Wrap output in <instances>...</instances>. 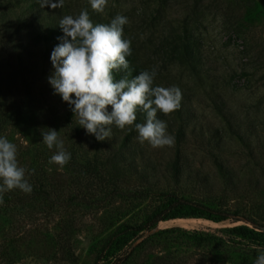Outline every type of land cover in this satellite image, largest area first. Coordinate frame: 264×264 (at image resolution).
<instances>
[{
  "label": "rangeland",
  "instance_id": "374dc122",
  "mask_svg": "<svg viewBox=\"0 0 264 264\" xmlns=\"http://www.w3.org/2000/svg\"><path fill=\"white\" fill-rule=\"evenodd\" d=\"M23 1L0 0V111L10 115L1 136L16 143L27 178L35 188L42 181L49 194L17 189L11 195H18L19 203H0V264H117L112 256L96 259L99 242L122 220H137L141 207L161 191L222 198L233 214L220 221L167 218L152 230L182 226L227 235L224 226L252 225L246 216L264 209V0H108L99 13L110 21L125 15L123 35L132 40L143 70L156 69L155 85L182 91V115L157 113L174 137L164 148L140 144L134 126H113L112 139L98 144L90 139L69 104L54 94L48 82L52 63L35 52L19 56L13 45L14 25L4 22ZM85 4L91 7L89 0H64L56 7L59 19L78 14ZM214 93L230 111L231 126L215 109ZM41 128L59 132L71 160L83 163L96 154L108 181L84 184L71 162L49 164L55 150L42 142ZM176 154L178 172L171 166ZM245 252L241 244L212 252L155 239L138 248L128 264H253L257 254L244 260Z\"/></svg>",
  "mask_w": 264,
  "mask_h": 264
},
{
  "label": "clouds",
  "instance_id": "9594fccd",
  "mask_svg": "<svg viewBox=\"0 0 264 264\" xmlns=\"http://www.w3.org/2000/svg\"><path fill=\"white\" fill-rule=\"evenodd\" d=\"M37 3L41 8H55L62 7L64 0H37ZM89 3L93 11L102 14L108 0H89ZM58 23L63 32L58 39L62 42L51 53L54 71L48 82L54 94L69 104L77 124L86 134L105 141L112 139L113 126L120 130L134 126L140 144L147 142L152 148L172 146L174 137L167 131V122L158 119L157 113L170 115L178 110L182 91L176 85H155V68L129 79L132 69L126 57L132 54V40L123 35L128 18L117 14L110 23L94 24L88 10L82 9L75 16L64 15ZM121 71L125 75L117 80L115 73ZM138 112L145 114L144 123H134ZM40 134L47 148L55 150L48 163L67 165L71 153L66 150L59 132L55 128H41ZM28 173L19 163L16 143L0 136V203L3 194L13 190L32 193ZM256 251L258 255L253 264H264V249Z\"/></svg>",
  "mask_w": 264,
  "mask_h": 264
},
{
  "label": "trees",
  "instance_id": "16d2710c",
  "mask_svg": "<svg viewBox=\"0 0 264 264\" xmlns=\"http://www.w3.org/2000/svg\"><path fill=\"white\" fill-rule=\"evenodd\" d=\"M83 9L88 10L94 24L110 23L109 19L93 11L87 4L83 6ZM57 10L56 7L41 8L37 0H24L19 11L13 9L12 19H7L4 24H6V26L14 25L10 30V34L13 36L12 30H15V42L13 45L15 48L17 47L20 49V51H18L19 56H21V51H26L28 53L35 52L40 55V58L51 62V53L55 46L62 42L58 38L63 36V32L58 23L61 14H59ZM21 28H23L24 31L20 37L16 35V32H20V30H22ZM124 38L127 39L125 36ZM29 47H32V49ZM183 49L188 55L191 54L188 45L183 46ZM135 55L132 48L131 56L126 57L132 69V75L129 79L144 71ZM124 75L125 73L123 71L115 73L117 80ZM214 95L215 96H212V102L215 109L226 119L230 124L229 126H231L230 111L223 104L224 102L220 94L214 93ZM109 108L111 110V106H109ZM174 112L176 116L182 115V105ZM9 116V114L0 111V136L4 126L9 120ZM144 119L145 114L138 112L137 120L134 123H140L141 120ZM181 125L182 123L178 124L179 133L183 129ZM89 137L91 140H94L96 144L101 142L97 141L93 135H89ZM114 154L116 158L120 157L119 151H115ZM70 162L73 171L78 172L76 174L77 178L82 177L84 184L93 178L98 181H108L107 178L104 177V162L99 160L96 154L83 163H79V161L75 160H71ZM171 166L176 172L180 169V162L177 154L171 161ZM28 180L34 188L30 195L34 196L36 192L43 197L48 196L49 191L45 189L42 181L39 184L40 186L35 188L34 183H32L29 178ZM12 192L13 191L3 194V203L17 204L21 201L18 195H11L13 194ZM107 194L108 193L103 196H107ZM232 214V211L225 206L222 198L215 200L194 199L175 190L161 191L159 196L141 207L138 212L139 218L137 220L131 221L129 219H124L103 236L97 248L98 253L96 259H107L109 256H112L117 259V264H128L133 253L147 242L154 241L155 239H170L178 244H185L187 246L207 247L212 252H220L226 245L241 244V246L246 249L244 260H249V256L252 253L258 255L256 251L257 248L264 249V209H260L256 215L252 214L246 216L247 221H250L252 225L244 222L231 226H224L222 229L227 232V235L209 233L182 226H169L152 230L160 220L167 218L204 217L214 221H220L230 217ZM140 236H142V238L132 245V242ZM128 240H131V243H129L131 248L129 250L127 249V247H129L128 245L126 248H123V246L128 243ZM176 260H178V257Z\"/></svg>",
  "mask_w": 264,
  "mask_h": 264
},
{
  "label": "bare ground",
  "instance_id": "6f19581e",
  "mask_svg": "<svg viewBox=\"0 0 264 264\" xmlns=\"http://www.w3.org/2000/svg\"><path fill=\"white\" fill-rule=\"evenodd\" d=\"M191 221V220H190ZM183 223H189V221H187V220H183L182 221ZM184 225V224H183Z\"/></svg>",
  "mask_w": 264,
  "mask_h": 264
}]
</instances>
